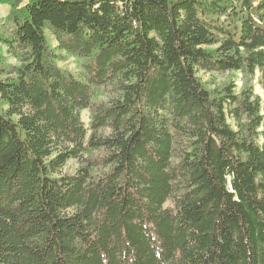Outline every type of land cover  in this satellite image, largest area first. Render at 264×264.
<instances>
[{"label": "trees", "instance_id": "trees-1", "mask_svg": "<svg viewBox=\"0 0 264 264\" xmlns=\"http://www.w3.org/2000/svg\"><path fill=\"white\" fill-rule=\"evenodd\" d=\"M0 4V264H264V0Z\"/></svg>", "mask_w": 264, "mask_h": 264}, {"label": "rangeland", "instance_id": "rangeland-1", "mask_svg": "<svg viewBox=\"0 0 264 264\" xmlns=\"http://www.w3.org/2000/svg\"><path fill=\"white\" fill-rule=\"evenodd\" d=\"M27 0H24L26 2ZM9 13V7L7 5L0 4V26L5 22V19ZM45 36L48 42V45L50 48L54 51V54L57 56L55 59L56 66L60 68L63 71H66L76 77L79 76V70L77 68V64L75 61V58L71 55L66 54L63 51H60L57 49V42L55 38L48 32H45ZM6 51L5 47H3V56L5 59L6 64L10 65H16L17 62L15 59L9 57L4 53ZM197 77L200 79V81L208 88H212L218 84L223 83L227 79H230V77L236 78V84L237 89H239L242 85L241 81V75L236 73H207L203 71H198ZM3 77H0V80H2ZM254 85V91L255 93L260 96L262 100H264V80L260 81L259 75L257 74L255 76V80L253 81ZM81 120L84 123L85 127L89 124V112L88 110H84L81 112ZM78 164L75 160H69L66 162V164L62 167L60 170V174H72L77 169ZM166 205H169L168 203Z\"/></svg>", "mask_w": 264, "mask_h": 264}]
</instances>
